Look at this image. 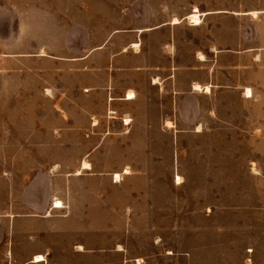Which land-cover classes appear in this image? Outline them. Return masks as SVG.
<instances>
[{"label": "rangeland", "instance_id": "obj_1", "mask_svg": "<svg viewBox=\"0 0 264 264\" xmlns=\"http://www.w3.org/2000/svg\"><path fill=\"white\" fill-rule=\"evenodd\" d=\"M190 1L0 0V226L16 214L71 216L80 229L60 222L65 242L79 231L84 243L92 207L98 221H108L98 222L97 264H237L241 240L255 230L264 252V145L255 153L257 173L246 177L233 161L236 148L203 145L201 136L191 142L190 120L206 99L172 97L174 68L164 64L162 45L148 39L141 55L130 46L139 17L162 18V10H185ZM197 1L207 8L236 3ZM217 19L210 24L235 23ZM128 89L135 96L125 100ZM257 95L250 107L261 119L264 84ZM83 161L90 167L82 169ZM57 199L63 206L50 208ZM12 202L40 206L17 210ZM251 202L257 211H236ZM152 222L160 224L156 232ZM19 225L7 232L15 261L49 245L48 235L28 236H36L33 224ZM56 227L49 224L50 232ZM79 260L94 263L89 253Z\"/></svg>", "mask_w": 264, "mask_h": 264}, {"label": "crops", "instance_id": "obj_2", "mask_svg": "<svg viewBox=\"0 0 264 264\" xmlns=\"http://www.w3.org/2000/svg\"><path fill=\"white\" fill-rule=\"evenodd\" d=\"M226 1L219 0V2L224 3ZM235 1V6L232 7L207 8L203 3L191 0L185 6V10L169 11L168 15L166 9L162 10L164 13L162 18L153 19L152 13L148 16V20H146V15L143 18L139 17L136 28L137 39L132 41L130 46L138 45V53L141 55L142 45L147 43L148 39H150L151 44L162 45L161 49L165 53L164 64L174 68L171 74L174 77L176 87L173 89L172 97L180 99L183 96L191 98L201 96L203 100L206 99V104L198 109L201 112H197L190 120L191 126L188 130L190 133L187 136L192 135L191 142H197L201 136L203 145L236 148L238 153L233 161L238 165L239 176L243 174L246 177H252L257 173L254 170L257 160L255 154L257 147L264 145V133H260L258 127V122L264 124V111L261 113V119H259L256 109L253 108L254 111H252V107H250L258 97L257 87L259 84H264V0H234L232 2ZM162 2L165 3L166 1ZM195 13L199 18L200 15H204L203 22L199 24L183 23L182 19H189V15ZM215 16H218V21L225 19V17H231L235 23L232 28L228 29L223 28L220 22L218 25H211L210 18ZM195 30L197 32H194ZM225 30L228 32H223ZM158 36H160L159 40L157 39ZM146 65L153 66L151 63H145ZM178 69L184 70L187 77L180 78L181 72ZM190 71L194 74L192 78L188 77ZM256 72L262 73L260 83L259 79L255 78ZM153 83L155 84V82ZM128 92L132 93L129 97ZM134 96L133 90L128 89L124 99H132ZM232 100L236 102L239 100L240 105H237L236 102H234L236 105L233 104ZM261 130H264V126ZM208 134V141L205 142L204 137ZM226 161L227 163L233 162L230 158H227ZM82 166V169H86L90 167V164ZM128 172L130 170L125 167L123 173ZM119 176L120 173L115 172L114 180H119ZM177 177L179 176L176 175ZM254 193L250 192V194ZM57 200L63 206L62 200ZM16 201L18 200L16 199ZM54 202L56 200L52 202L50 208H60L55 207ZM11 204L17 210H28L32 206H40L37 202L32 204L29 202H12ZM245 205V207L241 205L236 207V211L258 210L257 204L252 202L245 203ZM91 210L88 241L84 240V243L78 242L81 238L79 231L76 239H73L70 244L65 242L66 236L63 234L65 225H58L60 222H66V225H75L80 229L79 223L71 216L47 218L46 216H51L49 212L43 218H39L26 213L13 215L10 222H1L0 239H4V241L0 245V264H23L26 262L29 264H81L79 259L88 253L94 259L93 264H97L98 237L102 233V230L98 228V222L101 224V222L108 221H98L92 207ZM16 222L20 223L19 226L28 222L33 224L34 228H37L36 236L32 234L28 236L33 239H44L48 235L44 243H49V245L42 250L32 251L30 255L22 257V260L15 261L14 258H10L7 232L12 229ZM152 223L154 232H156L160 224ZM247 223L252 227L256 222ZM49 224H57L56 229L50 232ZM144 226L150 227L151 222L146 221ZM173 232L176 234L177 230L174 229ZM259 232V230H255L256 237L241 240L243 244L240 242L241 255L237 264H243L242 261L245 259H251L249 264H264V252L258 250V246H261ZM239 233L241 234V231ZM86 243H89V248ZM83 247L89 251L84 250ZM37 255L42 259L36 260ZM50 256L57 258V261L48 263L47 258L49 259Z\"/></svg>", "mask_w": 264, "mask_h": 264}, {"label": "bare ground", "instance_id": "obj_3", "mask_svg": "<svg viewBox=\"0 0 264 264\" xmlns=\"http://www.w3.org/2000/svg\"><path fill=\"white\" fill-rule=\"evenodd\" d=\"M188 17V16H187ZM176 21V20H175ZM189 22L190 23H198L199 22V17H198V15L195 13V14H191V15H189ZM198 87V86H197ZM132 93L131 92H128V97H129V95H131ZM82 165H84V166H88V163L87 162H83V164ZM83 167V166H82ZM126 171V170H125ZM120 177V176H119ZM177 178H179V177H177ZM54 206L55 207H62V204H61V202L60 201H56L55 203H54ZM37 259H42V257H40L39 255H37V257H36V260ZM34 260V259H33Z\"/></svg>", "mask_w": 264, "mask_h": 264}]
</instances>
